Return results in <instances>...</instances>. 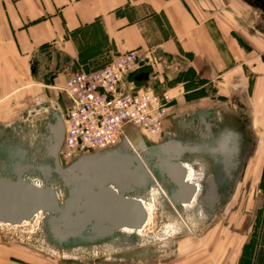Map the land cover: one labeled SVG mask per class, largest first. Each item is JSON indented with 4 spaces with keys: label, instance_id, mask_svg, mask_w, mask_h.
<instances>
[{
    "label": "crops",
    "instance_id": "obj_1",
    "mask_svg": "<svg viewBox=\"0 0 264 264\" xmlns=\"http://www.w3.org/2000/svg\"><path fill=\"white\" fill-rule=\"evenodd\" d=\"M237 1L246 13L235 5L222 10V0H0V103L6 101L0 106L15 91L22 92L20 102L31 100L26 90L38 75L35 62L46 72L60 71L63 88L80 70H99L130 51L184 59L204 83L186 95L203 90L215 100L193 106L172 100L156 144L172 140L200 155L202 143L219 133L230 149L239 146L237 162L222 178L200 158L183 163L191 182L189 167L199 183L211 177L219 188L227 182L218 202H230L244 183L259 186L264 172V8ZM18 125L0 124V137L14 128L13 137L22 140L26 129ZM0 264L13 263L0 257Z\"/></svg>",
    "mask_w": 264,
    "mask_h": 264
},
{
    "label": "rangeland",
    "instance_id": "obj_2",
    "mask_svg": "<svg viewBox=\"0 0 264 264\" xmlns=\"http://www.w3.org/2000/svg\"><path fill=\"white\" fill-rule=\"evenodd\" d=\"M222 4V10L235 5L240 12L246 13V7L239 1L222 0ZM185 64L186 60L181 58L153 54L152 62L145 63L135 76L148 73L149 80L144 84L154 88L157 94L167 93L174 102L213 105L214 96H208L203 90L186 95L188 88L197 89L204 83L187 70ZM34 66L38 75L26 90L31 93V100L20 102L17 99L22 92L15 91L7 105L0 106V124L10 127L17 122L24 127L26 136L21 139L29 149L39 142L51 110L63 116L69 110L60 87V71L46 72L40 62H35ZM9 129V136L3 137V134L0 141L13 137L14 128ZM124 133L135 150L149 146L148 143L140 144L144 133L137 127L128 126ZM150 137L152 144L160 139L159 136ZM33 151L41 152L40 148ZM60 162L62 164L61 158ZM71 163L64 162V165ZM189 172L191 179L200 178L191 167ZM205 210L194 200L175 213L160 197L159 189L154 188L143 229L121 232L124 235L109 243L70 249L49 242L43 214H39L32 222L19 226L0 223V257L13 264H257V261L264 264V174L259 186L244 183L237 187L230 202L224 201L214 209Z\"/></svg>",
    "mask_w": 264,
    "mask_h": 264
},
{
    "label": "water",
    "instance_id": "obj_3",
    "mask_svg": "<svg viewBox=\"0 0 264 264\" xmlns=\"http://www.w3.org/2000/svg\"><path fill=\"white\" fill-rule=\"evenodd\" d=\"M148 79V73L135 77L139 83ZM64 136L63 115L51 110L33 149L17 136L0 141V223L19 226L43 214L49 242L70 249L109 243L124 235V229H143L148 219L144 202L154 188L175 213L195 199L205 211L220 200L211 177L205 183L187 179L184 155L192 150L180 142L167 140L135 150L124 139L115 148L83 155L64 167ZM229 142L216 139L202 148L220 156L226 171L240 152L237 145L230 149ZM37 148L39 154L33 151ZM222 173L215 176L222 178ZM35 177L42 179L41 185L33 182Z\"/></svg>",
    "mask_w": 264,
    "mask_h": 264
},
{
    "label": "built area",
    "instance_id": "obj_4",
    "mask_svg": "<svg viewBox=\"0 0 264 264\" xmlns=\"http://www.w3.org/2000/svg\"><path fill=\"white\" fill-rule=\"evenodd\" d=\"M147 62H152V55L130 51L97 71H81L68 79L62 88L71 101L63 116V164L116 147L127 139L124 129L131 125L149 137L163 133L172 99L135 81Z\"/></svg>",
    "mask_w": 264,
    "mask_h": 264
},
{
    "label": "flooded vegetation",
    "instance_id": "obj_5",
    "mask_svg": "<svg viewBox=\"0 0 264 264\" xmlns=\"http://www.w3.org/2000/svg\"><path fill=\"white\" fill-rule=\"evenodd\" d=\"M254 2H256L257 4L261 5L263 8H264V0H254ZM216 132H218V130H216ZM224 134H227L225 131L223 132ZM145 140H150V137L147 136V135H143ZM223 134L220 136L219 133H216V136L214 138H210L209 140H205V143H202L208 147H211L212 146V143L217 139H223ZM150 143V142H149ZM121 144V143H120ZM119 144V145H120ZM118 146V145H117ZM205 147V146H204ZM207 147V148H208ZM115 148V147H114ZM203 150V149H201ZM61 158V156H60ZM186 160H194L196 158H200L206 165V169L208 171H210L212 174H219L220 172H224L225 173V165L220 161L221 158L220 156L216 155V154H212L210 152H206L205 150L200 154V155H194V154H191V153H187V155L184 157ZM62 161V160H61ZM63 164V163H62ZM64 165V164H63ZM65 166V165H64ZM227 182H222V187H219V191L220 192H225V191H228L229 188L225 187V184ZM220 202L216 203L215 207L217 205H219ZM214 207V208H215ZM213 208V209H214Z\"/></svg>",
    "mask_w": 264,
    "mask_h": 264
},
{
    "label": "bare ground",
    "instance_id": "obj_6",
    "mask_svg": "<svg viewBox=\"0 0 264 264\" xmlns=\"http://www.w3.org/2000/svg\"><path fill=\"white\" fill-rule=\"evenodd\" d=\"M129 142V141H128ZM130 143V142H129ZM132 147H133V145H131ZM63 148V147H62ZM133 149H134V147H133ZM61 154V153H60ZM88 155V154H87ZM73 163V162H72ZM33 179V182H35L36 184H38V185H41L42 184V179H40V178H37V177H35V178H32ZM195 181H197V182H199V180H197V179H194ZM190 181V180H189ZM191 182V181H190ZM62 192V190H60V193ZM150 200V199H149ZM196 200V199H195ZM144 205H145V208H146V210L148 211V205H149V201H146V202H144ZM39 215V214H38ZM122 232H133L132 230H129V229H124V230H122Z\"/></svg>",
    "mask_w": 264,
    "mask_h": 264
},
{
    "label": "trees",
    "instance_id": "obj_7",
    "mask_svg": "<svg viewBox=\"0 0 264 264\" xmlns=\"http://www.w3.org/2000/svg\"><path fill=\"white\" fill-rule=\"evenodd\" d=\"M263 174H264V172H263Z\"/></svg>",
    "mask_w": 264,
    "mask_h": 264
}]
</instances>
